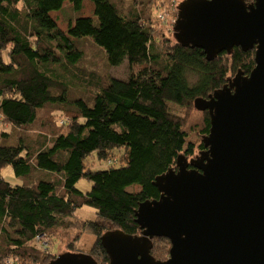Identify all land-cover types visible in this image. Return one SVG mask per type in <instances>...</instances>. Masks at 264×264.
<instances>
[{"label": "trees", "instance_id": "1", "mask_svg": "<svg viewBox=\"0 0 264 264\" xmlns=\"http://www.w3.org/2000/svg\"><path fill=\"white\" fill-rule=\"evenodd\" d=\"M85 1L94 6L87 18ZM157 1L0 0V264H48L60 254L57 242L75 252L80 238L72 230L92 234L88 254L108 263L101 236L140 234L136 210L159 198L155 178L175 168L180 154L190 159L204 149L202 140L186 141L210 130L195 99L254 68L255 50L207 61L203 50L178 44L156 27ZM53 12L63 14L68 33ZM92 47L103 52L107 70L127 61L129 78L90 75L79 85L96 87L89 95L87 87H71L86 51L95 57ZM73 78L82 81V73ZM109 160L116 164L95 168ZM9 166L17 180L5 178ZM82 180L89 191L78 189ZM132 186L140 191L129 192ZM84 206L94 220H76ZM170 248L167 238H155L151 254L164 261Z\"/></svg>", "mask_w": 264, "mask_h": 264}, {"label": "water", "instance_id": "2", "mask_svg": "<svg viewBox=\"0 0 264 264\" xmlns=\"http://www.w3.org/2000/svg\"><path fill=\"white\" fill-rule=\"evenodd\" d=\"M173 37L203 50L207 61L255 50V66L195 99L210 118L204 149L191 159L180 154L175 168L155 178L159 198L136 210L140 234L101 236L106 264H264V0H184ZM155 238L170 241L168 259L151 254ZM48 264L99 263L64 252Z\"/></svg>", "mask_w": 264, "mask_h": 264}, {"label": "rangeland", "instance_id": "3", "mask_svg": "<svg viewBox=\"0 0 264 264\" xmlns=\"http://www.w3.org/2000/svg\"><path fill=\"white\" fill-rule=\"evenodd\" d=\"M182 1L184 0H159L157 1V3H155L152 10H153V16H154L156 27L159 30L163 29L168 32L171 31L173 33V26H174V23L178 15V6ZM65 6H68V3H65ZM83 6L84 7L82 10V16L86 18L92 16L93 9H94L93 4L90 1H85L83 3ZM160 14H165V16L167 17L166 21L159 19ZM51 15L54 19H56L58 26L63 31L68 33V30H69L68 24L63 14L59 12H53ZM91 51L94 53L95 57H92L91 54L88 51H86L85 60L79 65V68L75 70L70 77L71 87L78 88V90L80 91H82V87H87L85 91L88 90L86 94L89 95L93 91H95L96 87L89 85V84H86L87 86H79V85H81L83 81L84 83H86L87 80L90 78V75L96 74L97 76H100V78L108 76V78L113 77V78H117L121 80H126L129 78L130 69H129V63L127 61H124L123 64H121L118 67H112L110 70H107L105 66L103 52L100 49H97L95 47H92ZM78 72L82 73V81H79V78H75V79L73 78V74L78 73ZM75 88H72V89L74 90ZM176 113L184 114V111L177 108ZM201 140L202 139L200 138L199 133L195 132L189 138H187L186 141L187 143H193L197 146ZM112 160H115V158L113 157ZM88 164L93 167L95 163L93 164L92 161L90 160ZM115 164L116 163L108 164L107 162H104L102 163L101 166H96L95 168L103 169V168L110 167L111 165H115ZM3 172L5 175V178L7 177L9 181H13V179L17 180L14 177L13 170L10 166L7 167ZM77 187L81 191L86 192L90 190L91 184L87 180H82L81 182L78 183ZM127 190L131 193H136L140 191V187L132 186L128 188ZM95 217H96L95 211L90 206H84L80 208L76 213V220L78 219L81 221H92L95 219ZM71 235L73 238L74 237L80 238V240L75 245L76 247L75 252L88 253L92 245L95 242V237L92 234H90L88 231L79 232L78 230H72ZM56 246L60 254L65 252L64 245H58V242H57ZM44 251L47 252L48 254L52 253L49 246H46ZM53 251L56 253V250H53Z\"/></svg>", "mask_w": 264, "mask_h": 264}, {"label": "built area", "instance_id": "4", "mask_svg": "<svg viewBox=\"0 0 264 264\" xmlns=\"http://www.w3.org/2000/svg\"><path fill=\"white\" fill-rule=\"evenodd\" d=\"M166 16H165V14H160V16H159V19H161V20H163V21H166ZM165 19V20H164ZM113 163H115V161H112V160H109L108 161V164H113ZM46 245V244H45Z\"/></svg>", "mask_w": 264, "mask_h": 264}, {"label": "flooded vegetation", "instance_id": "5", "mask_svg": "<svg viewBox=\"0 0 264 264\" xmlns=\"http://www.w3.org/2000/svg\"><path fill=\"white\" fill-rule=\"evenodd\" d=\"M200 151H201V150H200ZM200 151H199V152H200ZM192 158H193V157H192ZM190 159H191V158H190Z\"/></svg>", "mask_w": 264, "mask_h": 264}, {"label": "clouds", "instance_id": "6", "mask_svg": "<svg viewBox=\"0 0 264 264\" xmlns=\"http://www.w3.org/2000/svg\"><path fill=\"white\" fill-rule=\"evenodd\" d=\"M7 62V61H6Z\"/></svg>", "mask_w": 264, "mask_h": 264}]
</instances>
